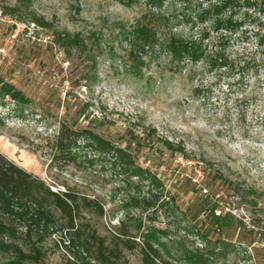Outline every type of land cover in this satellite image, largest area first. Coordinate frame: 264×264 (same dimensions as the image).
<instances>
[{
	"label": "rangeland",
	"instance_id": "1",
	"mask_svg": "<svg viewBox=\"0 0 264 264\" xmlns=\"http://www.w3.org/2000/svg\"><path fill=\"white\" fill-rule=\"evenodd\" d=\"M0 5L20 7L19 17L0 10V77L26 98L0 100V153L53 191L69 188L98 197L107 211L103 222L118 226L126 215L121 206L136 190L126 184L124 167L82 141L71 159L55 155L53 140L65 123L127 148L129 133L141 136L142 126L152 127L156 136L182 145L187 157L151 147L156 137L147 147L132 141L133 165L156 176L153 189L164 201L143 214L128 209L126 217H142L145 227L160 230V242L176 255L204 248L202 238L213 243L218 238L208 212L215 205L216 214L229 211L243 225L227 233L225 257L211 264H258L252 248L259 243L250 242L264 239V74L240 82L236 66L264 49L232 39L225 55L235 75L202 62L175 73L170 57L154 49L139 79L129 68L121 26L147 21L142 1L125 6L117 0H0ZM176 9L167 4L162 11L168 17ZM161 28L162 36L173 32L193 40L206 29L202 49L212 56L218 50L209 23ZM260 29L264 34V25ZM59 35L76 37V44L63 45ZM140 186L147 191L146 182ZM56 239L45 245L44 264H59L66 256ZM127 257L138 264L135 254Z\"/></svg>",
	"mask_w": 264,
	"mask_h": 264
},
{
	"label": "trees",
	"instance_id": "2",
	"mask_svg": "<svg viewBox=\"0 0 264 264\" xmlns=\"http://www.w3.org/2000/svg\"><path fill=\"white\" fill-rule=\"evenodd\" d=\"M117 1L125 6L142 1L148 9L143 17L146 22L138 21L132 26H121V34L127 46L126 55L130 61L129 68L132 69L133 76L139 79L142 77L140 71L148 64L150 53L154 49L170 57V63L176 65L175 73H180L187 63L194 66L202 62L209 70L222 69L231 71L232 75L236 73L235 67L225 55L232 39H240L243 43L254 41L257 49H264V34L260 32L264 25L260 19L261 15L264 16V0ZM167 4L177 8L178 13L167 17L162 11ZM0 10L4 15L19 17L20 7L9 9L0 5ZM194 20L209 23V29L217 34L218 50L213 56L207 55L202 49V41L208 36L206 29L196 40L184 39L173 32L168 36L161 34V26H170L171 30L180 23L188 25ZM31 21L38 24L35 18ZM248 26L256 27V32H249L251 30L246 28ZM58 38L63 45L69 47L77 41L76 37L69 35H59ZM236 67L240 82L247 76L260 78L264 74V50L260 56L242 60ZM6 98L15 103L26 101L20 90L0 77V100ZM141 131V136L129 133L127 148H123L120 144L104 139L93 129H76L62 123L53 140L55 155L66 153L67 159H71L77 143L82 141L99 153L112 155L124 167L129 174L126 184L135 186L136 190L135 194L126 196L125 203L121 206L126 215L118 226L110 227L103 222L107 211L98 197L69 188L65 191H53L46 182L0 153V264H44L45 245L55 237V247L67 251L59 264H132L127 254H135L138 264H177V261L182 264H211L224 258L225 250L230 245L227 233L233 229H241L243 223L229 211L222 210L216 214L215 205L208 212L213 231L219 233L218 238L214 243L202 238L204 248L195 251L184 249L176 255H171L160 242L157 236L160 230L145 227L142 217L139 221L126 217L129 215L128 209L143 214L158 203L162 206L161 201H164L153 189L159 185L156 176L133 165L132 149L129 150L132 141H136L138 146L147 147L150 144L148 141L156 137L151 147L156 145L158 149L170 154L187 157L182 145L156 136L154 128L142 126ZM131 177L137 182L132 183ZM216 179L224 181L223 176L218 173ZM143 182L147 184V191H143L140 186ZM132 223H136L134 228ZM255 242L259 244L252 248V255L261 264L264 258V239L253 240L250 244ZM171 258L176 262H172Z\"/></svg>",
	"mask_w": 264,
	"mask_h": 264
}]
</instances>
